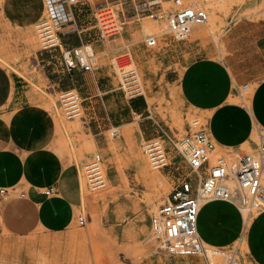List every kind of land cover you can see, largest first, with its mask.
Listing matches in <instances>:
<instances>
[{
    "label": "rangeland",
    "instance_id": "1",
    "mask_svg": "<svg viewBox=\"0 0 264 264\" xmlns=\"http://www.w3.org/2000/svg\"><path fill=\"white\" fill-rule=\"evenodd\" d=\"M22 1L20 9L25 25L18 26V35L23 43V61L3 60L1 63L9 69L13 67L20 70L24 84L27 85V102L24 105L28 107L21 110L24 122L38 115L40 118H50L53 133L45 148L54 156L57 167L63 169L64 178L74 186L75 198V218L71 226L60 234L40 232L41 249L31 263L206 264V259L200 255L169 252L152 234L150 217L167 198L177 181V176L187 175L189 171L181 158L174 157L176 152L173 149L168 152L170 161L168 167L160 172L150 167L142 150V141L148 136H137V132H140L138 115H134L135 120L127 126V130H124L126 127L117 128L119 136L113 137L110 134L111 125L104 127L102 138L107 141L105 149L86 148L81 156L79 149L77 151L78 140L92 137L97 145L88 126L89 115L94 113L99 118L108 116L111 119L114 104L119 100L129 99L119 88L116 60L131 63L136 67L142 83L144 94L142 96H145L149 105L148 112L177 137L185 132L193 116L199 115L206 120V114L188 104L180 89L182 74L195 59L208 56L223 62L233 74L239 73L247 78H253V81L249 82V88L246 90L239 88L241 96L246 100L252 92L254 83L264 77V0L234 4L223 14L224 16L222 15V24L213 34L192 37L189 33L184 40L176 39L173 33L167 30L165 15L169 10L179 6L174 4L173 0H161L160 7L148 5V0H82L72 6V14L77 24L81 23L80 28H85L86 37L83 44L89 53L95 55V65L92 71L73 68L70 74L61 71V68L66 67L64 54L66 56L68 48L65 44L62 50H43L39 45L35 23L45 13L43 0ZM104 6L112 9L120 26L116 34L101 37L96 26V16ZM158 7L161 9L157 10ZM152 12L157 17L152 18L148 15ZM162 18L164 29L160 30L158 25ZM149 20L154 21L155 27L144 32L142 25ZM202 26L203 24L200 25ZM9 30L15 32L16 26L9 27ZM148 34L157 35L156 45L148 47L144 44L143 39ZM74 40H78L76 32L62 35V42ZM16 63L20 67H16ZM49 76H59L65 87L78 90L82 99V118H77L80 120V132L77 130L67 134L58 125V123L62 125L61 120L66 122L74 119H67L62 113L58 92L64 89L61 85L54 84L53 80H49ZM148 112L140 118L142 123L155 130L152 122L145 118ZM174 112L179 114V122L175 121ZM14 114L15 111H12L0 117L5 118ZM115 119L119 120L118 117ZM104 121H107V118ZM28 126L31 127L26 124L16 126L10 123L4 130L16 132L18 129L21 131V127L26 129ZM255 131V139L254 137L251 139L256 145L259 134L264 135V130ZM255 145L247 144L246 147L241 146L239 149L215 146L211 160L220 154L253 151ZM94 153L101 155L106 177V186L95 192L88 188L86 178L83 188L81 184V177H85L82 167ZM136 154L145 156V164L147 163L150 171H153L157 186L140 177L135 163ZM152 186H159L163 196L155 210L148 206V194ZM112 188L115 189L111 192L112 196L101 197ZM93 195L98 199L95 206L87 204L89 200L85 198ZM79 213L85 216L83 225L77 222ZM0 227H3L2 217ZM240 250L242 264H247L242 244ZM110 255L114 259L112 262L108 259ZM2 256L6 257L5 254ZM13 257L14 255L8 254L2 262L15 264ZM215 260L219 262V258L216 257Z\"/></svg>",
    "mask_w": 264,
    "mask_h": 264
},
{
    "label": "crops",
    "instance_id": "2",
    "mask_svg": "<svg viewBox=\"0 0 264 264\" xmlns=\"http://www.w3.org/2000/svg\"><path fill=\"white\" fill-rule=\"evenodd\" d=\"M22 3V0H0V115L15 111L12 116L0 117V187L7 188L0 197V212L6 229L0 227V264H4L2 261L8 254L14 255L15 264H32L41 249L40 232L60 234L75 218L74 186L64 178L63 169L57 167L54 156L45 148L53 133L51 120L38 115L24 122L21 110L28 107L24 105L27 85L20 70L9 69L1 63L3 60L23 61V43L18 35V26L25 25L20 9ZM71 16L78 29V40L62 42L67 48L83 44L86 37L85 28H80L81 23L75 21L72 8ZM14 25L16 31H10L9 27ZM16 67L20 65L16 63ZM61 71L70 74L72 69L65 67ZM48 79L67 88L59 76ZM252 81L253 78L243 74H233L223 62L208 56L195 59L184 70L180 80L182 96L188 104L206 114L208 132L216 146L225 149H239L244 144L254 146L253 130H264V77L254 83L246 100L239 89ZM234 96L236 99H230ZM148 108L145 96H137L116 102L111 119L107 116V121L94 113L89 115L88 126L97 146L107 147V141L102 138L105 126L126 127L127 130L135 120L134 115L140 120L137 136H153L155 130L140 118ZM10 123L31 127L5 132L4 128ZM50 186L54 192L47 195L42 188ZM197 229L204 242L226 246L243 233L244 225L241 228L235 204L212 200L201 206ZM243 235L247 264H264V211L250 220Z\"/></svg>",
    "mask_w": 264,
    "mask_h": 264
},
{
    "label": "built area",
    "instance_id": "3",
    "mask_svg": "<svg viewBox=\"0 0 264 264\" xmlns=\"http://www.w3.org/2000/svg\"><path fill=\"white\" fill-rule=\"evenodd\" d=\"M82 0H43L45 13L35 23L38 42L43 50L63 48L62 35L78 32L71 16L72 6ZM212 1V0H204ZM169 10L165 15L167 30L178 40H184L194 25L204 24L207 12L204 8L189 3L181 4ZM150 17H157L149 13ZM96 26L101 37L118 32V18L108 6L100 8L96 16ZM143 42L152 47L157 44L156 34H148ZM68 56V57H67ZM84 44L68 48L64 60L66 67L82 71H92L95 58ZM119 88L127 98L142 96L143 88L136 67L128 62L115 61ZM249 83L242 86L249 88ZM58 101L62 113L67 119L82 118V99L76 88H67L58 92ZM147 119L155 127L153 136L144 138L142 150L152 169L163 170L170 161L168 152L173 149L175 158H181L189 174H180L167 198L157 207L150 217L152 234L161 246L171 253L181 255H200L206 264H242L240 250L241 235L226 246H215L204 242L197 229V217L201 206L212 200L230 201L237 207L243 224L258 213L264 211V135L259 134L255 149L250 152L220 154L211 160L215 142L208 132L207 120L199 115L190 118L185 132L177 137L148 112ZM110 134L119 135L112 127ZM87 186L98 191L106 186V177L102 166V157L94 153L83 165ZM45 194L54 192L53 187L43 190ZM7 188L0 187V197ZM80 225L85 223L82 213L77 215ZM1 224V216H0ZM219 258V262L215 258Z\"/></svg>",
    "mask_w": 264,
    "mask_h": 264
},
{
    "label": "bare ground",
    "instance_id": "4",
    "mask_svg": "<svg viewBox=\"0 0 264 264\" xmlns=\"http://www.w3.org/2000/svg\"><path fill=\"white\" fill-rule=\"evenodd\" d=\"M178 1H182V0H173V3L174 4H179V2ZM245 1H250V0H212V1H204V0H184V1H182V3H189L190 5H192V6H195V7H200V8H204L205 10H206V12H207V20H206V22L203 24V26H205V27H200V25H194L193 26V28L191 27V30H190V32L189 33H191V36L192 37H199V36H202V35H207V34H213V32L219 27V25H221L222 24V15L232 6V5H234V4H240V3H243V2H245ZM147 3H148V5H150V6H159L160 7V5H159V3L161 4V0H148L147 1ZM165 3V2H164ZM162 4H163V2H162ZM166 4V3H165ZM167 4H169L168 2H167ZM135 6V5H134ZM157 8V10H160L161 8ZM169 9V8H168ZM136 12V11H135ZM224 16V15H223ZM165 19V18H164ZM164 19L162 18L161 20H160V22H159V25H158V29H160V30H163L164 29V24H163V21H164ZM202 25V24H201ZM153 27H155L154 26V21L153 20H149L147 23H145V24H143L142 25V30L144 31V32H148V31H150L151 30V28H153ZM195 28V29H194ZM194 29V30H193ZM159 30V31H160ZM193 30V31H192ZM157 33V32H156ZM31 35V34H30ZM30 35H29V37H30ZM33 35V34H32ZM157 36V35H156ZM27 37V36H26ZM32 38V37H31ZM27 40V39H26ZM25 41V40H24ZM31 41H32V39H31ZM31 41H29L30 43H31ZM27 43V42H26ZM33 44H34V42H33ZM91 48V47H90ZM68 57V56H67ZM233 99V98H235V96L234 97H230V99ZM236 99V98H235ZM234 100V99H233ZM237 100H238V98H237ZM242 100H244L243 98H242ZM239 102V101H238ZM174 115V119H175V121H177V122H179L180 120H179V114L177 113V112H174L173 113ZM179 120V121H178ZM80 121V120H79ZM79 121H78V119L76 118V119H74V120H69V121H66V122H64V121H62L61 120V122H62V125H60L59 123H58V125L60 126V127H62V129L63 130H65L66 131V133L67 134H70L69 132H74V131H77V130H79L80 129V124H79ZM135 128V127H134ZM124 130H126L125 128H124ZM138 130V129H137ZM79 132H80V130H79ZM255 129L253 130V134H252V137H254V136H256L255 135ZM128 135V134H127ZM129 136V135H128ZM68 137V136H67ZM70 138H72V136H69ZM251 137V138H252ZM64 138V137H63ZM79 138H81V137H79ZM254 139H255V137H254ZM79 142H78V148H77V151H78V149H79V153L81 154V153H83V150H85L86 148L88 149V150H90V149H93V148H99L97 145H96V143H95V141H94V139L91 137H88V138H86V139H79L78 140ZM129 143H131V142H129ZM113 145V144H112ZM127 145V144H126ZM131 145V144H130ZM242 146H244V147H246L247 146V144H244V145H242ZM113 148L115 147L114 145L112 146ZM138 147V146H137ZM86 149V150H87ZM103 149V148H102ZM112 150V149H111ZM93 151V150H92ZM134 152V151H133ZM138 152V151H137ZM78 153V154H79ZM142 154V153H141ZM140 154V155H141ZM133 156H134V153L132 154ZM81 156H82V154H81ZM145 162H146V159H145V156H143V157H141V156H139L138 154H136V156H135V163H136V167H137V171L139 172V175H140V177H142L144 180H146V181H149V182H151L152 184H153V186H157V184H156V182H155V179H154V176H153V171L151 170L150 171V169H149V167H148V165H147V163L145 164ZM113 164V163H112ZM154 171H156V172H160V170H156V169H153ZM84 178L85 177H81V184H82V188L84 187V184H85V181H84ZM141 178V179H142ZM159 182V181H158ZM150 183V184H151ZM151 184V185H152ZM152 186V187H153ZM150 188H151V186H150ZM105 189H107V188H105ZM102 190V189H101ZM115 189L114 188H112V189H109V190H107V192H105V195H101V197H103V198H106L107 196H112V193L111 192H113ZM99 191V190H98ZM106 191V190H105ZM162 189L158 186V187H153L152 189H151V191L149 192V194H148V206H149V208L150 209H154L155 210V208L157 207V205L159 204V203H161V201H162V199H163V196H162ZM95 192V191H94ZM97 193V192H96ZM109 193H111L110 195H109ZM145 195V194H144ZM85 198H87V200H89V201H87V204H91V205H93V206H95L97 203H98V199H96V197L93 195V196H88V197H85ZM77 201V200H76ZM85 201V200H84ZM101 201V200H100ZM95 208V207H94ZM149 209V210H150ZM96 213V212H95ZM95 216V215H94ZM244 225V224H243ZM246 227H247V225H245L244 226V229H243V233H242V236H241V238H240V242H241V244H242V247H243V250L246 252V243H245V239H244V232H245V230H246ZM2 228H4V226L2 227ZM5 229V228H4ZM6 230V229H5ZM83 239V238H82ZM81 239V240H82ZM86 240H84V242H85ZM79 244V243H78ZM86 251H87V249H86ZM98 253V252H97ZM98 255V254H97ZM95 256V255H94ZM98 257H99V255H98ZM96 258V257H95ZM111 262L112 261H114V259H113V256H111L110 255V257L108 258ZM97 261H98V259H96ZM94 261H95V259H94ZM96 261V262H97ZM219 261V260H218ZM99 264V263H98Z\"/></svg>",
    "mask_w": 264,
    "mask_h": 264
}]
</instances>
